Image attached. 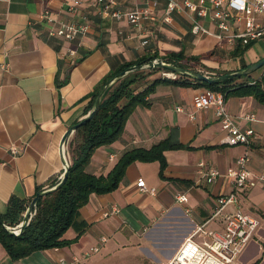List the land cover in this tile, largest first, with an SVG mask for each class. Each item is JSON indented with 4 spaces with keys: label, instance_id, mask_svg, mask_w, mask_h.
Returning a JSON list of instances; mask_svg holds the SVG:
<instances>
[{
    "label": "crops",
    "instance_id": "obj_1",
    "mask_svg": "<svg viewBox=\"0 0 264 264\" xmlns=\"http://www.w3.org/2000/svg\"><path fill=\"white\" fill-rule=\"evenodd\" d=\"M148 1L153 0H118V8L131 11ZM155 1L158 20L138 28L127 20H115L111 11L90 2L71 15V0H0V214L7 213L12 197L32 201L40 188L50 189L59 183L65 171L61 155L64 135L88 115L92 95L124 63L155 55L165 61L171 52L182 51L188 57H200L198 63L191 64L195 71L215 78L245 70L264 59V38L252 43L243 56L235 57L236 47L219 45L212 22L201 21L212 35H194L195 15L182 11L174 14L172 22L163 23L167 0ZM46 10L60 21L74 19L90 24L75 62L67 57L69 45L63 39L48 36L47 25L40 18ZM157 74L149 80L159 78ZM263 75L264 68L249 79L255 81ZM206 90L159 85L149 104L137 107L129 117L121 138L98 148L87 167L90 174L107 176L129 150L151 149L168 139L181 143L183 148L165 151L163 175L159 161L132 163L117 190L93 194L79 211L65 234L68 240L80 237L76 243L36 252L19 262H14L0 244V264H109L117 252L136 246L150 255L144 254L142 264H163L172 258L195 229L209 221L217 198L232 193V179L225 174L238 157L248 151L249 167L264 173V103L253 96L226 99V110L236 123L256 134L249 149L230 146L224 143L216 106L193 107L194 98ZM247 115H254L255 120H247ZM12 146L22 152L14 156ZM200 162L223 175L208 183L200 173ZM141 180L148 192L138 186ZM153 189L155 193L150 192ZM179 193L188 195V204L177 202ZM239 200L241 210L259 219L261 225L236 264H264V189L259 185L240 193ZM114 208L119 212L113 213ZM226 212H237L236 205L227 207ZM207 227L222 231L224 221L214 219ZM102 237L108 242L101 251L86 257ZM196 239L201 241L203 236ZM102 251L108 253L99 257Z\"/></svg>",
    "mask_w": 264,
    "mask_h": 264
},
{
    "label": "built area",
    "instance_id": "obj_2",
    "mask_svg": "<svg viewBox=\"0 0 264 264\" xmlns=\"http://www.w3.org/2000/svg\"><path fill=\"white\" fill-rule=\"evenodd\" d=\"M86 2L101 6L105 10L111 11V15L115 20H127L138 28L145 22H156L158 20V2L155 0L148 1L144 6L131 11L119 9L118 0H71V2H68V12L75 15ZM182 11H188L197 17V21L192 27L194 35H212L213 33L201 21L209 20L212 22L217 28L215 36L222 47L247 46L264 38V0H167L162 22L166 24L172 22L174 14ZM40 18L47 25L49 37L63 39L69 45L66 55L75 62L83 49V40L91 29L90 24L87 21L74 19L60 21L52 15L50 10H46ZM152 62L156 63L157 60L154 59ZM199 71L208 76L204 71ZM160 77L177 80L182 76L163 70L160 72ZM210 106H216L217 108V115L222 123V131L225 133L224 143L230 146L243 145L248 149L251 148L256 138L255 131L252 128L243 129L236 123L226 110L225 95L209 89L193 100V107L196 110L206 109ZM178 110H182V108ZM246 119L254 121L255 116L247 115ZM21 152V148L11 147V153L14 156L19 155ZM249 163L250 154L248 151L237 158L235 165L229 168L225 174L232 179V193L217 198L216 209L209 221L198 226L193 234L184 241L175 255L163 264L237 263L238 258L248 247L261 225L259 219L241 210L239 200L240 193H247L259 185L264 189V173H256L249 167ZM199 166L202 177L208 183H214L223 175L215 167H207L205 162H200ZM138 186L144 192L149 191L143 180L139 181ZM150 192L155 193L156 191L153 189ZM176 200L180 204H188L189 197L186 193H179L176 195ZM231 205H236L237 212H226L227 207ZM112 212L116 213L119 210L114 208ZM108 215L109 213H106V216ZM217 218H222L224 221L222 231L207 227L210 221ZM8 228L19 234L22 223L16 227ZM199 235L203 236L201 241L196 239ZM107 242L108 238L102 237L100 243L93 247L86 254V257L99 253ZM76 262L79 263V260H76Z\"/></svg>",
    "mask_w": 264,
    "mask_h": 264
},
{
    "label": "trees",
    "instance_id": "obj_3",
    "mask_svg": "<svg viewBox=\"0 0 264 264\" xmlns=\"http://www.w3.org/2000/svg\"><path fill=\"white\" fill-rule=\"evenodd\" d=\"M251 45L237 46L233 56H243ZM158 58L159 55H155L151 58L143 57L136 62H126L110 75L107 82L135 65L142 66ZM165 61L185 69H194L195 65L191 64L198 63L200 57H188L182 51L171 52ZM246 67L245 65L244 68ZM161 71L163 70H136L107 91L98 112L91 121L75 132L74 138L69 143L71 167L66 183L39 199L35 215L21 235L11 233L8 227L13 228L22 223L31 201L16 197L10 199L7 213L0 214V244L14 262H19L36 252L64 248L76 243L80 237L68 240L65 234L74 224L79 211L90 202L93 194L103 195L117 190L132 163L159 161L161 175H163L167 167L165 151L183 148L184 145L181 143H172L168 139L154 145L151 149L129 150L121 156L107 176H96L87 171L96 150L121 138L129 117L137 107L149 104V97L159 85L204 87L223 93L226 99L232 96H253L260 103H264V75L255 81H251L250 76H247L229 79L220 84L201 83L187 77H180L177 80L161 77L153 81L149 80ZM219 76L222 75L219 74ZM143 85L146 87L140 90L139 88ZM100 90L92 95L86 115L94 109ZM57 184H53L51 188ZM42 191L40 188L36 195Z\"/></svg>",
    "mask_w": 264,
    "mask_h": 264
},
{
    "label": "water",
    "instance_id": "obj_4",
    "mask_svg": "<svg viewBox=\"0 0 264 264\" xmlns=\"http://www.w3.org/2000/svg\"><path fill=\"white\" fill-rule=\"evenodd\" d=\"M157 62L154 63L152 62L153 60H151L150 62L140 66V65H135L129 69H127L126 71L116 75L114 78H112L111 80H109L104 86L103 88L100 90L96 100H95V106L94 109L81 121H79L78 123L72 125L69 130L66 132V134L64 135L62 142H61V155H62V159H63V164H64V168H65V172L64 175L62 177V179L59 181V183L50 188V189H46L43 190L42 192L38 193L36 195V197L31 201L25 215H24V219L22 222V228L19 234H16V232L11 231V233L15 234V235H21L25 228L30 224L32 218H33V214L35 213V209L37 206V203L39 201L40 198L46 196L47 194L54 192L55 190H57L58 188L62 187L68 178V172L70 170L71 167V163L69 161V157L67 154V145H68V140L70 138V136L72 134H75V132L80 129L82 126H84L85 124H87L89 121L92 120V118L95 116V114L98 112V110L100 109L101 103L107 93V91L113 87L114 85H116L119 81H121L122 79H124L127 75H129L130 73L136 71V70H144V69H160V70H166L169 72H173L176 73L182 77H187L190 79H193L195 81L201 82V83H208V84H220L226 80L229 79H233L236 77H247V76H251L253 73H255L256 71L260 70L261 68L264 67V59L256 64L251 65L250 67L246 68L245 70L236 72V73H229L226 75H222L219 77H215L212 78L210 76H207L199 71H195L192 69H185L182 68L180 66H177L175 64H172L170 62L164 61L162 59H156ZM9 229V228H8ZM10 230V229H9Z\"/></svg>",
    "mask_w": 264,
    "mask_h": 264
},
{
    "label": "rangeland",
    "instance_id": "obj_5",
    "mask_svg": "<svg viewBox=\"0 0 264 264\" xmlns=\"http://www.w3.org/2000/svg\"><path fill=\"white\" fill-rule=\"evenodd\" d=\"M192 70H196V69H192ZM198 71V70H197ZM158 77H160V74H157ZM68 154H69V146H68ZM147 248L150 249V251L152 253H154L155 255H157V252L155 250L152 249V246H147ZM142 248L137 249V246L131 247V249L128 250H122L117 252V254H115V256L113 257V261L112 263L109 264H142V257L145 256H150L149 253H147L146 251H141ZM108 252L107 251H102V253L99 254V257L105 256ZM159 258L160 256L157 255Z\"/></svg>",
    "mask_w": 264,
    "mask_h": 264
}]
</instances>
